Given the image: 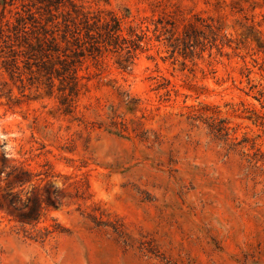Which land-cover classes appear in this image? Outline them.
<instances>
[{
  "label": "rangeland",
  "instance_id": "374dc122",
  "mask_svg": "<svg viewBox=\"0 0 264 264\" xmlns=\"http://www.w3.org/2000/svg\"><path fill=\"white\" fill-rule=\"evenodd\" d=\"M73 2L139 47L67 112L0 39V264H264V0Z\"/></svg>",
  "mask_w": 264,
  "mask_h": 264
},
{
  "label": "trees",
  "instance_id": "16d2710c",
  "mask_svg": "<svg viewBox=\"0 0 264 264\" xmlns=\"http://www.w3.org/2000/svg\"><path fill=\"white\" fill-rule=\"evenodd\" d=\"M14 1L0 0L1 18ZM22 6L24 9L14 12V24L5 21L6 28L0 27L4 57L15 69H18V58L24 57L25 64L36 68L31 72L37 73L39 78L44 76L51 90L53 80H59L64 111L70 112L73 98L79 92L77 71L86 55L96 59L111 46L114 52L125 51L120 55L123 59L119 64L131 63L133 51L139 47L134 40L141 37L134 29L129 27L128 31L137 39L127 40L120 34L121 23L117 17L90 14L73 0H29ZM60 9L62 11L57 13ZM172 37L173 33L170 39Z\"/></svg>",
  "mask_w": 264,
  "mask_h": 264
}]
</instances>
